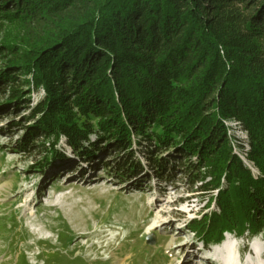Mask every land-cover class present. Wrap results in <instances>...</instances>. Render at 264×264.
<instances>
[{
	"label": "trees",
	"instance_id": "obj_1",
	"mask_svg": "<svg viewBox=\"0 0 264 264\" xmlns=\"http://www.w3.org/2000/svg\"><path fill=\"white\" fill-rule=\"evenodd\" d=\"M1 32L0 92L30 109L22 148L62 137L94 161L105 142L118 178L177 170L206 194L188 222L204 243L264 230V0H0ZM21 77L43 92L32 105Z\"/></svg>",
	"mask_w": 264,
	"mask_h": 264
},
{
	"label": "rangeland",
	"instance_id": "obj_2",
	"mask_svg": "<svg viewBox=\"0 0 264 264\" xmlns=\"http://www.w3.org/2000/svg\"><path fill=\"white\" fill-rule=\"evenodd\" d=\"M17 24L4 29L15 41ZM2 56L0 69L8 58ZM22 80L13 86L32 105L43 92L29 93ZM8 90L0 92V264H187L182 260L188 252L193 254L189 264L203 258L227 264L229 254L233 261L228 264H264L258 250L264 230L244 237L225 233L217 243H204L192 233L190 219L214 205L206 209V194L187 184L180 171L162 178L152 172L118 178L112 171L121 152L105 142L94 161L74 153L62 137L53 150L42 137L32 140L30 151L22 148L30 109L25 101L13 102ZM227 124L232 141L245 143V132L233 121ZM90 138L95 142L94 135ZM133 148L142 160L144 148L137 149L136 142ZM170 151L163 149L161 155ZM186 242L191 246L179 248Z\"/></svg>",
	"mask_w": 264,
	"mask_h": 264
},
{
	"label": "bare ground",
	"instance_id": "obj_3",
	"mask_svg": "<svg viewBox=\"0 0 264 264\" xmlns=\"http://www.w3.org/2000/svg\"><path fill=\"white\" fill-rule=\"evenodd\" d=\"M64 188V186H61V189H63ZM60 189V190H61ZM29 190V188L27 187L25 190H23V192H25V191H28ZM154 205V204H153ZM158 212L159 213H161V214H164V213H166V211H165V209H163V208H160V209H158ZM168 212V211H167ZM169 212L171 213L172 212V210H169ZM31 214H33L32 212H30ZM168 222H171V220H169ZM68 226H70V224H68ZM174 240V239H173ZM184 245H188V247L189 246H191L190 245V242H186L185 244H179V248H183V246ZM169 246V245H168ZM258 250L260 251V252H263V255H264V244H262V245H260L259 247H258ZM250 254H252V252H251V250H250ZM217 255H222V252L220 251V252H217ZM229 256H230V258L228 257L227 258V256L225 255V257H226V259H229L228 261L230 262L231 261V263H232V261H233V259H232V256L229 254ZM191 257H193V254H190L189 252L185 255V257L183 258V260H182V262L183 263H187V264H189L190 263V259H191ZM232 259V260H231ZM228 262V263H229ZM227 263V264H228ZM194 264H211V260H209V258L207 259V258H203V260L202 261H200V263H194ZM245 264H248V262H246Z\"/></svg>",
	"mask_w": 264,
	"mask_h": 264
}]
</instances>
